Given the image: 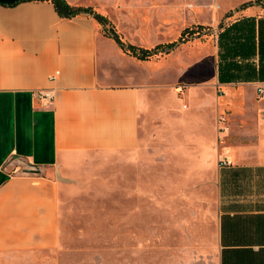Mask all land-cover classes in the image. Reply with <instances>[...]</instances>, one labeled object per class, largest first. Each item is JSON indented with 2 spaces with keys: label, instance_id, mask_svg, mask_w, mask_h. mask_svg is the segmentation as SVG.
Returning a JSON list of instances; mask_svg holds the SVG:
<instances>
[{
  "label": "crops",
  "instance_id": "obj_1",
  "mask_svg": "<svg viewBox=\"0 0 264 264\" xmlns=\"http://www.w3.org/2000/svg\"><path fill=\"white\" fill-rule=\"evenodd\" d=\"M14 1L0 0L3 264L60 246L59 175L87 154L138 147L145 88L128 69L135 58L106 37L94 18L63 19L46 0L8 5ZM67 1L96 10L100 5L107 15L105 6L141 11V39L149 46L163 43V32L168 33L175 19L212 26L211 40L193 45L201 49L202 59L214 64L209 87L223 94L220 101L253 103V115L244 110L238 118L252 121L256 136L241 133L222 157L229 164L217 170L215 240L209 255L216 264H264V95L260 102L255 97L264 84V0L240 10L257 0ZM123 13L112 12L116 22L127 19ZM165 13L170 19L162 17ZM204 15L209 20H202ZM233 24L234 30L219 42V34ZM29 169L39 173L28 174Z\"/></svg>",
  "mask_w": 264,
  "mask_h": 264
},
{
  "label": "rangeland",
  "instance_id": "obj_2",
  "mask_svg": "<svg viewBox=\"0 0 264 264\" xmlns=\"http://www.w3.org/2000/svg\"><path fill=\"white\" fill-rule=\"evenodd\" d=\"M96 8L100 12L102 6ZM105 10L126 42L154 47L157 41L149 46L141 39V11ZM117 11L127 19L116 22L112 12ZM180 21L167 26L161 42L177 40L185 26H198ZM199 40L207 42L211 34L168 55L135 58L128 69L145 86L138 147L93 152L64 169L59 175L60 246L30 259L18 257L16 264H216L209 253L215 240L217 170L241 133L256 136V125L238 118L244 110L252 116L255 108L240 100L220 101L223 94L209 87L214 64L193 46ZM255 97L257 102L263 98Z\"/></svg>",
  "mask_w": 264,
  "mask_h": 264
},
{
  "label": "trees",
  "instance_id": "obj_3",
  "mask_svg": "<svg viewBox=\"0 0 264 264\" xmlns=\"http://www.w3.org/2000/svg\"><path fill=\"white\" fill-rule=\"evenodd\" d=\"M22 1H26V0H16L8 5L14 6ZM46 1H50L53 4L57 14L63 19H72L81 15L90 16L94 18L101 25L104 35L106 37L113 39L124 53L140 61L150 60L152 57H156V56L168 55L171 52L178 49L181 45L187 43L188 41L202 37L204 35L212 34L213 32L210 28L204 27L203 25H198L197 27H186L182 30L177 40L160 43L152 48H146V47L138 46L136 44H132L130 42H126L123 39L121 33L118 32L116 27L111 23L110 19L105 14L98 12L96 9H94L91 6L72 5L67 0H46ZM261 4L263 3L260 0L245 3L241 7H239L238 10L244 9L252 5H261ZM232 14L233 12H230L227 15V17L231 16ZM235 26L236 24H233L229 28H226L223 32H221L219 34V42L222 38V35L224 33L233 31ZM223 28H224V24L223 22H221L219 24V29L221 30Z\"/></svg>",
  "mask_w": 264,
  "mask_h": 264
},
{
  "label": "built area",
  "instance_id": "obj_4",
  "mask_svg": "<svg viewBox=\"0 0 264 264\" xmlns=\"http://www.w3.org/2000/svg\"><path fill=\"white\" fill-rule=\"evenodd\" d=\"M257 93L262 96L264 95V84L257 87ZM226 164H229V161L227 159L220 161V165H226Z\"/></svg>",
  "mask_w": 264,
  "mask_h": 264
},
{
  "label": "water",
  "instance_id": "obj_5",
  "mask_svg": "<svg viewBox=\"0 0 264 264\" xmlns=\"http://www.w3.org/2000/svg\"><path fill=\"white\" fill-rule=\"evenodd\" d=\"M30 170V169H29ZM29 173L28 174H38L39 173V171L38 170H36V169H32V170H30V171H28Z\"/></svg>",
  "mask_w": 264,
  "mask_h": 264
}]
</instances>
